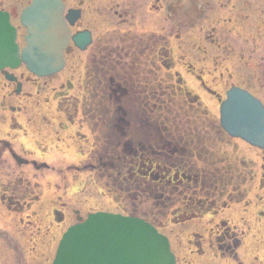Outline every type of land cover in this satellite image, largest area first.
I'll return each mask as SVG.
<instances>
[{
	"label": "rangeland",
	"instance_id": "374dc122",
	"mask_svg": "<svg viewBox=\"0 0 264 264\" xmlns=\"http://www.w3.org/2000/svg\"><path fill=\"white\" fill-rule=\"evenodd\" d=\"M198 1L201 8L196 9L197 16L193 18L198 22L197 26L191 31L192 36L185 27L182 28L184 32L181 35L184 38L194 36L197 42L201 44H198V48L201 50L205 46L203 39L207 35V30L225 27L224 24H220L223 19L238 18L236 14L239 7L244 6L252 11V13L250 12L251 18L247 19L255 21L261 30V34H264V0ZM27 2L28 0H0V8L7 12L16 11L19 13ZM115 2L120 4V1ZM96 5L97 9L108 12L106 18L113 16L111 8L119 10L113 7L115 5L112 0H98ZM187 5L189 6V4ZM143 11L147 12V7L143 8ZM164 13H166L164 9L153 12V15H149L146 24L152 30L155 29V26L160 25H164L163 28L165 29L173 21L168 18L167 21ZM186 16L187 9L182 7L177 18L185 24L189 17ZM14 21L18 24L16 19ZM101 26V29H106L105 24H101ZM230 37L244 41L247 39V34L242 32L240 28L234 27ZM263 43L264 39L262 40ZM205 48L208 49L206 46ZM177 55L178 51L175 50L174 56ZM200 55L202 56V54ZM215 56L216 54H211L200 67L203 71L202 80L216 92L217 96L206 92L200 81L180 65H176L175 69L170 72H162L157 76V80H163V84L169 86L173 92L174 96L171 97V103L175 102L179 94L183 92V90L179 92L174 91L177 88H171L176 79V81L180 80V86L184 90H188L199 105L198 108H192L196 110L195 119L198 122H196V127L198 126L197 137L194 141L195 147L202 150L203 153L195 155L191 159V163L193 164V160L196 159L195 168L201 170V180L205 181L209 190L208 198L212 199L214 204L209 211L202 213L203 215H200L199 218L180 224L174 223V214H170L179 206L177 203L181 200V197L175 194L169 195L174 203L169 202V205L166 204L163 209L156 207L155 201L150 198L149 202L146 205L143 204L139 211L144 210V212H148L149 216L155 217L154 220H160L162 227L159 231L169 239L171 251L176 257V264H264V217L257 215L259 211L264 212V152L251 148L240 140L221 134L218 127L219 100L224 98L225 91L231 85H242L248 87L252 93L264 100V91L261 90L263 87H259L264 85V75H253L252 63L248 64L249 70L252 71L237 66L238 69L231 72L229 68L232 64L223 63L221 60L224 58L217 60V58H213ZM68 70L69 68L64 69L59 75L44 79L43 83L48 88L41 89L38 98L36 96L27 99H23L24 97L21 96L20 98H9L7 93L11 91V86L0 78V102L4 99L6 101L15 100L10 106L22 108V112L13 114L22 129L13 131L10 130V113H8L9 111L5 113L0 103V137L9 142L15 156L28 161H35L37 164L48 165V168L41 169L18 165L12 159L7 148L0 146L2 197L8 202L7 197L13 195L10 191L19 179H27L31 184H37L33 188V196L38 197V202L30 206L24 203L8 202L9 204H6L10 209L0 203V229L5 230L3 234L7 238L21 236L22 239L24 237L21 241L24 246L25 241L30 238L32 233L31 225L28 224L34 220L27 219L32 214L31 212L49 215L52 208L59 209L58 206L61 203H68L70 211H78L79 215L85 218L90 212L117 213L120 210V205H122V200L118 199L120 196L117 197L111 188L98 184L89 185L87 182L88 173H77L74 170L64 171L65 167L79 164L88 159V152L92 149L90 144L94 145L96 140L93 139L96 137L101 139L100 148L106 145L105 142H112V140L103 138L101 135L103 124H99L97 119V116L107 115L108 107L99 108L94 105L93 102L96 98H90L89 90L85 91L84 88L80 87L79 80L83 72L81 65L75 73H70ZM175 71L179 74L178 77H176ZM68 83L73 85L72 89L67 88ZM61 85L65 86L59 89ZM34 87L31 83H27L23 93L36 94L37 89ZM167 94H171V92H167ZM72 97L77 100H73ZM171 103L165 104L167 106L165 115L171 119L178 121V116L184 115L182 108L188 113L191 112L190 115H192V109L189 111V108H186L188 106L179 108ZM192 116L194 119V114ZM60 118H63V121ZM58 122L62 123L61 127H56ZM180 124L184 125L185 122L181 121ZM201 126H204L205 132ZM57 132L58 134H56ZM186 141L189 140H183L184 143ZM55 147H58V150H64L66 155L56 154ZM236 163H239L242 172L244 171L246 180L233 178L231 172L236 170ZM59 170L63 172L60 173ZM206 176L208 177L206 178ZM262 180L263 182H261ZM84 182L86 185H82ZM197 184L196 198L204 197L205 191L199 187V183ZM57 185L59 188H54ZM221 192L224 193L223 196ZM241 195V201L236 199L240 198ZM60 197L62 199L59 200ZM114 198L117 202L114 201ZM245 203H249V205L244 207ZM17 209L18 212L15 211ZM139 214L141 213L139 212ZM72 216L73 218L77 217L73 214ZM76 220L74 218L68 222L67 226L73 225ZM227 229L230 237H224L226 242H218L223 238V233L227 232ZM61 233V231H54L53 238L58 240ZM0 237H3L1 231ZM233 239H235L234 242H237L234 243L231 253L223 252L224 247L219 250L218 245L224 246ZM2 242H0V251L3 252V247L6 246ZM53 250L51 259L54 255Z\"/></svg>",
	"mask_w": 264,
	"mask_h": 264
},
{
	"label": "flooded vegetation",
	"instance_id": "af4514ba",
	"mask_svg": "<svg viewBox=\"0 0 264 264\" xmlns=\"http://www.w3.org/2000/svg\"><path fill=\"white\" fill-rule=\"evenodd\" d=\"M61 1L64 5L62 15L68 29L69 39L63 50V68L53 76L59 75L64 69L67 70L68 68V72L75 73L81 65L83 72L79 80L81 83L80 87L84 88L85 91L89 90L90 98H96L93 102L94 105L99 108L102 106L109 108L106 110L107 115L97 116L99 124H103L101 135L103 138L110 140L114 137L116 140L115 143L105 142L106 145L100 148L101 139L96 137L93 139L96 140L94 145L90 144L92 149L88 152V159L79 164L67 166L64 171L74 170L77 173H88L87 182L89 185L98 184L111 188V191L117 197L120 196L118 199L122 200L118 214L136 218L147 217L148 212H144V210L141 212L139 209L143 204L146 205L149 202L150 195H152L150 185H154V180L150 181L148 179V170L140 169V161L143 160V156H146V148L142 144H144L145 139L152 136L150 129L153 127L150 124L154 123L162 134L169 139L178 140L184 149V154H178L179 157L174 160L176 163L171 166L176 173L175 195L181 197V200L177 203L179 206L176 207L172 214L188 213L194 215L197 184L191 182L190 176L201 171L195 168L196 159L193 160V164L191 163V159L197 155L194 139L197 137L198 126L196 127V110L192 109L196 108L195 97L180 86V80L176 81L175 79L171 88H177L174 91L181 92L183 90V92L179 94L175 102L171 103V97L174 96L173 92L169 86L163 84V80H157V76L162 72H170L175 69L176 65H180L200 81L202 88L206 92L217 96L216 92L205 84L201 77L203 71L200 65L205 63L207 57L211 56V54H216L213 58H217V60L224 58L221 60L223 63L232 64L229 68L231 72H235L238 67L249 70L248 64L252 63L253 75H264V43L262 44L264 34H261V30L257 27L255 21L247 19L251 18L252 11L244 6L239 7L236 14L238 18L223 19L220 24H224L225 27L208 29L207 35L203 39V43L208 49L206 50L205 46H203L201 50L198 48V44H201L197 42L194 36L191 37V31L195 29L198 23L193 20L197 16L195 11L198 7L201 8L198 0H112L115 5L113 7L119 10L111 8L113 16L109 18H106L108 12L97 9L98 0ZM115 1H120V4ZM186 4H189V6H186ZM145 7H147V12L143 11ZM182 7H186V17L189 16L185 24L177 18ZM160 9H164V12H166L164 17L172 19L173 23L165 29L163 28L164 25L155 26V29H157L155 31L146 22L149 15H153V12H158ZM9 13L11 22L16 29L17 43L19 48L22 49L24 42L21 36L24 37L25 31L14 21L15 19L17 20V12L9 11ZM200 15L203 14L200 13ZM101 24H105L106 29H101ZM184 27L186 31L190 32L191 36L184 38L181 35L184 32L182 29ZM234 27H238L242 32L246 33L247 39L244 41L232 39L230 35H232ZM175 50L178 51L177 56H174ZM198 54L199 56L197 57ZM174 73L178 77L179 74L176 71ZM6 74L12 77L11 80L6 79ZM51 77H37L30 74L24 66L16 70L0 72V78L11 86V91L7 93L9 98H20V96L24 97L23 99L34 96L38 98L41 89L48 88L43 83L44 79ZM27 83L35 86L34 88L37 89L36 94L23 93ZM63 86L61 85L59 89L63 88ZM236 86L250 91L248 87ZM261 86L263 87L261 88L263 92L264 85L259 87ZM67 88L72 89L73 85L68 83ZM113 91L117 92V94L113 95ZM167 92H171V94H167ZM72 99L77 100L75 97H72ZM14 101H6L4 99L0 103L2 104V110L5 113L8 111L10 113V130L19 131L22 127L16 122L17 119L13 114L22 112V108L10 106ZM166 103H171L179 108L188 106L186 108H189V111L192 109L194 119L190 115L191 112L188 113L183 108L181 110L184 115H179L178 121L171 119L163 111V109L167 108L165 106ZM262 103L264 104V100H262ZM117 106L133 109L135 114H132L131 111V114L124 118L117 117L115 111H113ZM60 119L63 121V118ZM119 120H123L125 124L123 138L133 143H135L134 140L140 142L137 144L140 146L138 152L136 149L131 148V153L124 155L122 150L121 152L111 150L112 146L116 147L121 143L120 138L117 137ZM181 121L185 122V124L181 125ZM45 123L47 122L45 121ZM59 126H62L61 122L56 125V127ZM158 129H153L154 139L158 137ZM201 129L204 131V126H201ZM183 140L189 141L184 143ZM0 146L7 148V151L12 155V159L18 165H27L35 169L48 168V165L44 163L37 164L35 161H28L15 156L9 142L5 138L0 137ZM102 152H104L103 155L111 153L120 155L116 159L117 164L111 166V171H108L105 168V164L101 163ZM158 156L161 157L162 153H158ZM59 172L62 173L63 171L59 170ZM231 173L234 179H246L244 171L242 172L239 167V163H237L236 170ZM82 185H86V183L84 182ZM36 186V183L31 184L27 179H19L18 182L14 183L10 191L13 195L7 197L8 202L14 204L24 203L29 204V206L38 202V197L33 196V188ZM1 188L0 185V203L10 209L6 204L8 202L2 197ZM54 188L58 189L59 186L57 185ZM164 193L165 190L161 187V190L157 191L158 196L155 198L161 200ZM115 199L114 201L117 202ZM248 205L249 203H245L244 207ZM58 207L59 209L52 208L49 215L31 212L32 214L27 219L34 220L28 224L31 225L32 233L30 238L25 241V246L21 242L24 237L22 239L21 236L7 238L3 234L5 230L0 229L3 236L0 237V242L3 241V245L6 246L5 248L3 247V252L0 251V264H51L52 250L54 245L58 243V240L53 238L54 231L62 232L58 238L60 239L69 227L67 226L68 222L74 218L77 219V222L80 220L77 215L78 211H70L68 203H61ZM189 208L193 210L190 211ZM15 211L18 212L19 210ZM72 214L77 215V217L73 218ZM262 214L264 212L259 211L257 215ZM226 231L223 233L222 241L218 240V242H226L224 237H230L228 229ZM26 243H28V246H26ZM218 248L219 250L223 248L222 251H227L230 247L226 243L224 246L218 245Z\"/></svg>",
	"mask_w": 264,
	"mask_h": 264
},
{
	"label": "water",
	"instance_id": "95a60500",
	"mask_svg": "<svg viewBox=\"0 0 264 264\" xmlns=\"http://www.w3.org/2000/svg\"><path fill=\"white\" fill-rule=\"evenodd\" d=\"M62 9L60 0H32L20 17L28 34L20 58L15 29L8 14L0 11V70L23 63L38 76L58 72L63 66L62 50L68 36ZM118 125L123 126V121ZM220 126L229 136L264 149V108L248 92L231 88L226 93L220 105ZM53 264H174V257L166 238L150 225L97 213L68 229Z\"/></svg>",
	"mask_w": 264,
	"mask_h": 264
},
{
	"label": "bare ground",
	"instance_id": "6f19581e",
	"mask_svg": "<svg viewBox=\"0 0 264 264\" xmlns=\"http://www.w3.org/2000/svg\"><path fill=\"white\" fill-rule=\"evenodd\" d=\"M55 149H56V151H57L56 154H57V153H60V155H62V154H63L64 156L66 155V152H65L64 150H60V149L58 150V147H55Z\"/></svg>",
	"mask_w": 264,
	"mask_h": 264
},
{
	"label": "trees",
	"instance_id": "16d2710c",
	"mask_svg": "<svg viewBox=\"0 0 264 264\" xmlns=\"http://www.w3.org/2000/svg\"><path fill=\"white\" fill-rule=\"evenodd\" d=\"M190 216V214H186V215H181L179 217V219H185V218H188ZM159 224V223H158Z\"/></svg>",
	"mask_w": 264,
	"mask_h": 264
}]
</instances>
